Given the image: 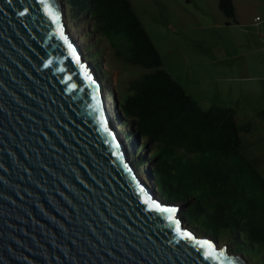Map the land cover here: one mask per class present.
Segmentation results:
<instances>
[{"label":"water","instance_id":"obj_1","mask_svg":"<svg viewBox=\"0 0 264 264\" xmlns=\"http://www.w3.org/2000/svg\"><path fill=\"white\" fill-rule=\"evenodd\" d=\"M182 209L129 159L65 1L0 0V264H252Z\"/></svg>","mask_w":264,"mask_h":264},{"label":"trees","instance_id":"obj_2","mask_svg":"<svg viewBox=\"0 0 264 264\" xmlns=\"http://www.w3.org/2000/svg\"><path fill=\"white\" fill-rule=\"evenodd\" d=\"M68 20L88 24L95 35L84 52L100 62L97 44L106 39L117 57L149 71L130 84L119 102V118L136 139V167L147 174L166 201L183 204L182 215L199 233L228 244L252 264H264V176L241 151V131L233 108H203L163 67L162 56L130 0H65ZM221 11L235 17L233 0H218ZM109 74L102 71V79ZM264 119V109L259 112Z\"/></svg>","mask_w":264,"mask_h":264},{"label":"rangeland","instance_id":"obj_3","mask_svg":"<svg viewBox=\"0 0 264 264\" xmlns=\"http://www.w3.org/2000/svg\"><path fill=\"white\" fill-rule=\"evenodd\" d=\"M65 1V0H64ZM204 0H130L134 10L138 13L144 27L151 39L158 48L163 67L167 69L174 78L179 81L187 91L202 105L208 108L211 105H220L233 108L238 113V125L250 124V131H241V151L251 161V163L264 176V119L254 111L264 108V99H255L250 90L248 82L235 83L219 78V71H228V64L220 59L206 56V51L213 49V43H217L219 32L214 29H201V25L206 26L212 23V19H200L201 10L204 9ZM69 10H66L67 24L81 50L84 52L90 43L95 41V35L88 34V24L74 25L68 20ZM204 33L214 40L209 44L203 41ZM228 41L232 34L221 33ZM212 37V38H213ZM211 38V39H212ZM226 42V41H225ZM223 46H227L226 43ZM233 46V45H232ZM234 47V46H233ZM96 48L102 50V60L93 62L95 74L102 79V71L109 74L103 80L104 96L109 108L112 110V117L118 128L119 135L124 140L125 147L129 153V159L134 162L141 157H147L149 151L143 149L135 155L138 145L133 138L127 142L123 132H130L129 126L123 125L119 118V102L125 100L129 94L130 84L149 70L140 66L129 64L117 57L113 47L106 39L101 40ZM207 48V49H206ZM236 48V47H234ZM84 57L86 53L84 52ZM221 69V70H219ZM243 85V86H242ZM242 86V87H241ZM241 87V88H239ZM118 101V107L115 102ZM137 172L143 179L153 186L152 178L147 174L150 169L149 164L136 167ZM220 245H223L220 243Z\"/></svg>","mask_w":264,"mask_h":264},{"label":"crops","instance_id":"obj_4","mask_svg":"<svg viewBox=\"0 0 264 264\" xmlns=\"http://www.w3.org/2000/svg\"><path fill=\"white\" fill-rule=\"evenodd\" d=\"M203 3L205 8L200 9L199 18L212 19L213 22L207 23L206 26L201 25V29L207 27L220 33L217 43L212 44L213 49L210 52L206 51V56L209 54L208 57L220 59L222 63L228 64L227 72L225 69H219V78L235 83L248 82L253 97L264 99V0H233L234 18L221 11L218 0H204ZM256 17L260 19L256 20ZM222 32L232 34L228 41ZM204 34L205 44H209L210 40L215 41L213 36ZM225 41L228 47L222 45ZM254 111L259 116L261 109Z\"/></svg>","mask_w":264,"mask_h":264},{"label":"built area","instance_id":"obj_5","mask_svg":"<svg viewBox=\"0 0 264 264\" xmlns=\"http://www.w3.org/2000/svg\"><path fill=\"white\" fill-rule=\"evenodd\" d=\"M260 19V17H256V20H259Z\"/></svg>","mask_w":264,"mask_h":264}]
</instances>
